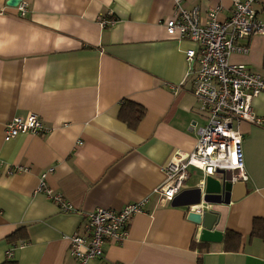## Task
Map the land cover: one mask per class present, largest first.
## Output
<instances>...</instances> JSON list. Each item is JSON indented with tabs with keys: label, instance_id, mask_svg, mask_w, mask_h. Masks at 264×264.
Segmentation results:
<instances>
[{
	"label": "crops",
	"instance_id": "0c3cea01",
	"mask_svg": "<svg viewBox=\"0 0 264 264\" xmlns=\"http://www.w3.org/2000/svg\"><path fill=\"white\" fill-rule=\"evenodd\" d=\"M8 1L0 0V264H73L68 239L81 232L85 213L119 211L143 199L149 200L144 213L131 217L122 245L104 247V262L264 264V226L253 233L254 220L264 223V95L252 102L262 124L235 125L248 181L227 206L212 208L220 213V243L199 249L187 209L152 194L164 180V165L175 152H191L206 123L185 57L197 46L170 37L164 25L173 16V1L21 0L27 5L23 18ZM234 1L182 4L197 8L202 21L213 9L224 21ZM254 8L264 19V0ZM102 19L113 24L102 27ZM263 59L264 36L255 35L248 52L232 55L230 62L264 76ZM124 100L146 111L135 130L119 119ZM30 114L41 119L46 133L5 141L6 124ZM18 166L28 172H8ZM49 169L47 185L76 213H62L36 193ZM200 177L195 172L186 190L197 187ZM19 229L27 241L10 245L7 238ZM226 232L239 236L237 250L224 249Z\"/></svg>",
	"mask_w": 264,
	"mask_h": 264
},
{
	"label": "built area",
	"instance_id": "2783aa9c",
	"mask_svg": "<svg viewBox=\"0 0 264 264\" xmlns=\"http://www.w3.org/2000/svg\"><path fill=\"white\" fill-rule=\"evenodd\" d=\"M174 12L165 22L167 34L176 39H186L197 50L185 52L192 75V95L199 113L205 116V125L197 131L194 149L189 153L175 152L164 165L163 182L154 189L158 202L171 203L182 191L195 172L201 177L197 187L204 188L207 177L223 180L232 185L246 183L242 150V135L235 125L247 122L259 126L262 119L253 109L252 102L264 95V76L250 71L245 65L232 64L234 54L248 52L250 39L264 36V19H259L254 5L258 0H235L231 15L224 21L216 19V9L200 17L199 10L185 9L182 0H172ZM18 16L26 15L27 5L17 6ZM113 20L102 19L100 25L107 27ZM173 90L175 87L171 86ZM41 119L30 114L25 119L14 118L5 126L4 140L19 135L40 136L46 133ZM9 173H27L28 168L18 166ZM52 169L42 173L36 193H42L62 213H76L65 198L54 192L46 183ZM193 172V173H192ZM148 199L124 206L119 211L97 208L83 215L82 230L69 237L68 256L73 264H120L103 260L104 247L108 244L122 245L128 238V223L132 216L144 213ZM198 209L191 208V211ZM10 258L11 251L6 253Z\"/></svg>",
	"mask_w": 264,
	"mask_h": 264
},
{
	"label": "water",
	"instance_id": "95a60500",
	"mask_svg": "<svg viewBox=\"0 0 264 264\" xmlns=\"http://www.w3.org/2000/svg\"><path fill=\"white\" fill-rule=\"evenodd\" d=\"M20 3L21 0H9L7 5L17 7ZM228 180L227 177L223 180L207 177L204 188L184 190L171 202L172 207L187 209V220L197 227L200 243L216 244L223 239L222 232L217 229L220 213L212 208L227 206L236 198H232L235 189L244 185H232ZM193 207L198 209L191 211Z\"/></svg>",
	"mask_w": 264,
	"mask_h": 264
},
{
	"label": "trees",
	"instance_id": "16d2710c",
	"mask_svg": "<svg viewBox=\"0 0 264 264\" xmlns=\"http://www.w3.org/2000/svg\"><path fill=\"white\" fill-rule=\"evenodd\" d=\"M264 63V59H263ZM145 109L139 106L138 104L124 100L122 102V105L119 109V119L121 122L126 124V126L131 129L135 130L141 120L145 116ZM261 226H264V223L258 219L254 220L253 222V233H258ZM28 237L26 235L25 229H19L12 235H10L7 238V242L10 245H17L21 241H27ZM239 243V236L235 233L232 232H226L223 244H224V249L227 251H232V250H237ZM207 244L200 243L199 246H197L199 249L203 250L207 248ZM4 264H16V262L11 261V260H6ZM198 264H200V261H198Z\"/></svg>",
	"mask_w": 264,
	"mask_h": 264
},
{
	"label": "rangeland",
	"instance_id": "374dc122",
	"mask_svg": "<svg viewBox=\"0 0 264 264\" xmlns=\"http://www.w3.org/2000/svg\"><path fill=\"white\" fill-rule=\"evenodd\" d=\"M255 71H257V70H255ZM193 178V179H192ZM191 179V182H190V184H194V183H196L197 182V177L195 176V177H192ZM199 178V177H198Z\"/></svg>",
	"mask_w": 264,
	"mask_h": 264
}]
</instances>
